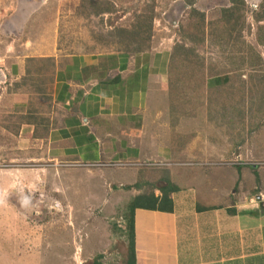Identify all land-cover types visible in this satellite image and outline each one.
<instances>
[{
  "label": "rangeland",
  "instance_id": "rangeland-1",
  "mask_svg": "<svg viewBox=\"0 0 264 264\" xmlns=\"http://www.w3.org/2000/svg\"><path fill=\"white\" fill-rule=\"evenodd\" d=\"M94 1L114 10L97 14L88 0H0V264H126L125 213L136 196L153 188L143 189V175L131 185L108 172L135 167L150 174L165 166L158 161L141 167L128 163L65 166L43 156L46 145L41 139L49 130L47 121L60 111L54 98L56 69L50 67L31 81L25 78L26 60L53 56L59 68L66 59L64 54L122 49L124 44L109 32L131 27L137 20L136 11L145 4L155 13L153 48L195 45L199 56L191 59L190 55L192 63L181 68L179 58H172L169 96L160 109L161 118L169 127L171 123V137L179 145L198 139L205 151L213 153L221 143L219 149L233 154L228 156L232 159L212 155L184 160L179 171L187 174L183 181L194 183L198 179L195 171L207 173L208 178L196 186L221 192L234 184L228 180L219 186L221 179L214 176L227 166L236 188L243 184L256 195L254 186H264V45L259 41L260 34L264 36L260 28H264V20L259 22L254 16L263 12V0H245L240 33L232 32L221 17V9L232 5L230 0H194L193 4L189 0ZM191 7L207 14L204 41L195 42L189 35L195 21ZM255 53L260 61L249 58ZM196 60L200 62H193ZM14 61H20L22 75L12 72ZM244 61L240 72H232L236 75L231 83L234 99L220 114L217 99L228 89H209L201 81L211 73L209 69L227 71ZM239 103L243 104L244 121L234 112ZM30 110L36 113L38 124L27 122ZM177 110L181 113L176 127L172 115ZM216 112L220 114L217 119ZM196 161L209 163L200 166ZM25 196L30 197L27 207L21 204Z\"/></svg>",
  "mask_w": 264,
  "mask_h": 264
},
{
  "label": "crops",
  "instance_id": "crops-1",
  "mask_svg": "<svg viewBox=\"0 0 264 264\" xmlns=\"http://www.w3.org/2000/svg\"><path fill=\"white\" fill-rule=\"evenodd\" d=\"M171 52L172 47L64 54L66 59L60 62L64 64L54 75L60 111L42 136L43 156L65 166L167 164L150 174L135 167L108 172L131 185L143 175V189L153 188L159 196L163 187H173L172 211H135L136 264H264V186H254L256 195L243 184L236 188L230 166L212 174L221 179L219 186L228 180L234 183L221 192L196 186L207 173L193 172L198 179L192 183L184 182L186 173L179 172L190 157L232 159L228 156L233 154L219 149L221 143L213 153L205 151L198 139L181 146L171 137V123L169 127L160 110L169 96ZM14 63L12 72L22 75L20 61ZM218 76L209 77L217 79L210 85L217 84ZM176 112L172 116L177 127L181 112Z\"/></svg>",
  "mask_w": 264,
  "mask_h": 264
},
{
  "label": "trees",
  "instance_id": "trees-1",
  "mask_svg": "<svg viewBox=\"0 0 264 264\" xmlns=\"http://www.w3.org/2000/svg\"><path fill=\"white\" fill-rule=\"evenodd\" d=\"M90 2L91 7H94V11L99 13H105V12H112L114 10L113 7L107 4H103L102 6L98 1L94 0H88ZM232 2V5L223 7L221 9L222 11V19L225 22H228L231 27L232 32L240 33L243 28V23L240 22L242 13H240L241 8H244L246 1L245 0H230ZM87 2V0H86ZM190 4L194 3V0H189ZM264 4V0L261 3ZM191 13L195 14V21L191 22L192 25V31L189 32V35H191L195 42H201L204 41L206 36H208L207 32V14L205 11L199 10L195 7H191ZM137 20L131 27H119L115 31L109 32V36L111 38H115V41H119L121 44L123 43V48L119 50L128 51L131 53H137V52H145L149 51L153 48L151 44V31L153 26V20H154V8L151 6H145L141 11H136ZM255 19L257 21L264 20V10L262 13L258 12L256 13ZM197 17V18H196ZM263 25H260V28L264 29L262 27ZM231 32V35H232ZM118 37V38H117ZM235 41V40H234ZM259 41L262 45H264V36L260 34ZM196 46L193 45L192 47H187V45H177L175 48H172L171 52V59H170V73H171V65H172V58H179V68L183 66L184 63L189 62L191 59H196L199 56L196 53ZM181 51L183 55H179L178 52ZM177 54V55H176ZM190 55H193L190 58ZM249 58H255L257 61H260L261 58L258 54H250ZM28 64L27 74H25V78H28L31 81L37 80L39 77H41V74L44 71H48L50 67L52 69H56V63L54 60V57H28L26 60ZM193 62L199 63L200 60H196ZM192 62H189L188 64H191ZM245 61L242 63V65L236 66V67H229L234 68L227 71L218 72L217 69L215 71H212L209 69L208 71H211V73L208 72V75H205L206 77L202 79L201 84L206 86L209 89H228V91L223 90L226 94H222L221 97H218L217 101L221 102L219 108L222 109V112L220 114H223L229 106V104L233 101L234 96L232 94L233 88L231 87L232 80L236 78L235 73H232L233 71L240 72V70L243 68ZM250 64L253 66L256 64V61H250ZM213 68V66H212ZM238 74V73H237ZM245 73H239V76L244 77ZM219 75V79L217 84L210 85V81H217L214 80V78H211V76ZM24 78V79H25ZM246 84V83H243ZM38 88L40 90H43L42 87ZM242 104V103H241ZM240 103L238 105H235L234 112L238 119L241 121H244L245 114L244 110L242 109L243 104ZM219 105V104H218ZM219 113H215L213 116L217 119L220 117ZM36 113L30 110L29 117L31 120L27 122H33L38 124L39 122L36 120ZM178 118V117H177ZM246 119V118H245ZM41 122L45 121L44 119L40 120ZM48 123V125H47ZM44 125L47 129L50 127L49 122ZM173 187L172 186H166L163 187L161 192L162 194L156 195L155 190L152 189L150 192H143L136 196L129 205V210L127 214L125 213L126 218V228L123 230V232L126 233L128 238V251H127V262L126 264H136V245H135V224H134V218H135V211L138 208H146L150 210H160V211H172L174 209V202L172 197L170 196L172 192Z\"/></svg>",
  "mask_w": 264,
  "mask_h": 264
},
{
  "label": "clouds",
  "instance_id": "clouds-1",
  "mask_svg": "<svg viewBox=\"0 0 264 264\" xmlns=\"http://www.w3.org/2000/svg\"><path fill=\"white\" fill-rule=\"evenodd\" d=\"M156 162V161H155ZM158 162H161V161H158ZM154 162H151V163H149V164H153ZM202 163L204 164V166L205 165H207L208 163H209V161H202ZM128 164H130V165H134V166H143L144 164H146V163H144V164H136V163H128ZM197 165H198V163H197ZM21 204L23 205V206H25V207H27L29 204H30V197H28V196H25V197H23V199L21 200Z\"/></svg>",
  "mask_w": 264,
  "mask_h": 264
},
{
  "label": "built area",
  "instance_id": "built-area-1",
  "mask_svg": "<svg viewBox=\"0 0 264 264\" xmlns=\"http://www.w3.org/2000/svg\"><path fill=\"white\" fill-rule=\"evenodd\" d=\"M225 164H229V163H227V162H224ZM231 164H233V162L231 161ZM160 165H167V164H165V163H163V162H161V164Z\"/></svg>",
  "mask_w": 264,
  "mask_h": 264
}]
</instances>
